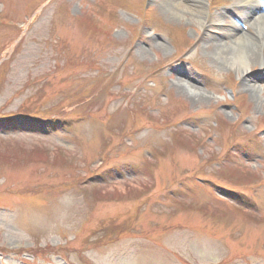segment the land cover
<instances>
[{"label":"rangeland","instance_id":"obj_1","mask_svg":"<svg viewBox=\"0 0 264 264\" xmlns=\"http://www.w3.org/2000/svg\"><path fill=\"white\" fill-rule=\"evenodd\" d=\"M250 1L201 0L206 28L163 0H0V264H264ZM234 23L258 92L213 49Z\"/></svg>","mask_w":264,"mask_h":264},{"label":"bare ground","instance_id":"obj_2","mask_svg":"<svg viewBox=\"0 0 264 264\" xmlns=\"http://www.w3.org/2000/svg\"><path fill=\"white\" fill-rule=\"evenodd\" d=\"M253 1L254 0H251L250 2L246 3L241 11L234 13L238 21H241L240 23L247 24L248 22H251L252 25L260 27L261 25H264V15L260 13V11L264 9V5H261L260 2L254 4ZM163 3L165 6L172 7L179 13H186L190 15V17H196L201 27H211L215 24V21H218V16H225V12H222L217 15L216 19H213L211 16L205 17L202 13L201 0H163ZM242 4L243 3L240 1L234 2V5ZM235 10L240 9L235 8ZM229 12L231 13V10H228V13ZM235 23L232 24V26L228 29L223 28V30L220 31L221 38L220 40H213L216 41L214 43L215 48L213 49L222 53L225 59L228 56H232L230 59L234 61V64L236 66H240L243 69L241 70V76L242 80L245 81L244 85L248 86L252 90H255V92H258V88H255V86L250 84L251 79H248L245 71L248 68L249 62H253L257 58L258 53H256L255 46L260 41V37L258 38V35L256 34L248 35L245 31L240 30L239 25ZM262 41H264L263 37ZM231 49H233V51H231Z\"/></svg>","mask_w":264,"mask_h":264},{"label":"trees","instance_id":"obj_3","mask_svg":"<svg viewBox=\"0 0 264 264\" xmlns=\"http://www.w3.org/2000/svg\"><path fill=\"white\" fill-rule=\"evenodd\" d=\"M4 44H5V43H4ZM4 44H3V45H4ZM3 45H2V46H3ZM83 102H86V103H87V102H91V99H89V101L85 100V101H83ZM186 108H187V107H186ZM103 109H104V108H103ZM184 110H185V109H184ZM190 115H191V114L188 112V116H189V117H188V116H187V117H184V119H191V118H193V117H190ZM1 116H3V115H1ZM1 116H0V120H1ZM7 116H8V115H7ZM55 118H58V116H55ZM7 121H8L7 118H6L5 120L0 121V122H2V124H4V125L6 124V126H5L6 129H5V130H7V129H11V127H15L14 124H13V125L11 124L12 121H9V124L7 125ZM47 121H48V120H47ZM44 123H45V122H42V124H44ZM46 126H47V127H51L52 125H51L50 123H47V124H45V125H41V126L39 125V126H38V124H37V126H33V127H31V129H34V127H41V128L43 129V128L46 127ZM61 158L65 160V158H64L63 155H61Z\"/></svg>","mask_w":264,"mask_h":264}]
</instances>
